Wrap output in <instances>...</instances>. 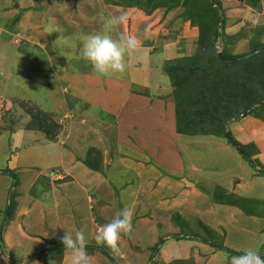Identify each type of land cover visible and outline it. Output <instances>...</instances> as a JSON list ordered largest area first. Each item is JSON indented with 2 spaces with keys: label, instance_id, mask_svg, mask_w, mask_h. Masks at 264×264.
Wrapping results in <instances>:
<instances>
[{
  "label": "rangeland",
  "instance_id": "1",
  "mask_svg": "<svg viewBox=\"0 0 264 264\" xmlns=\"http://www.w3.org/2000/svg\"><path fill=\"white\" fill-rule=\"evenodd\" d=\"M126 1L130 2L131 0ZM219 1L221 7L218 8L219 34L222 29L227 35L239 33L234 42L231 41L227 45L232 55H244L255 50L259 44H264V0H260L261 10L258 9L260 11L252 13L253 16L244 0H230L232 2L229 4L228 0ZM212 4L215 6L214 2ZM125 6V4L113 5L105 0H0V231L8 220L6 211L8 199L12 193L18 192L15 197L16 210L20 204L25 203L22 202L25 195L32 199L42 198V200L45 199L53 204L50 181L57 177L50 175L48 171L44 175H39L35 182L28 186L34 180L32 176L35 169L27 168L24 171L29 164L38 159L42 160V149L37 146L33 149L27 146V143L33 145L36 137H41L42 134L46 135L45 132H47L56 135L54 140H57L58 136L61 140H65L66 135L70 134L72 151L80 152L79 156H83L81 161L87 159L98 167L93 170L84 162L83 164L94 172L102 174L104 172L101 144L95 138L90 140L85 131L75 130L78 123L85 121L84 117L92 118L91 115L89 113L82 115V104L77 103L75 105L77 107H72L74 111L69 116L66 107L70 105L71 101L68 98L74 96L70 91L65 90L66 87L63 88V92L59 89L62 84L64 86L63 79L68 72L71 75L72 73H81L83 70H91L98 74L85 60L79 58L80 49L89 34L108 33L114 39H118L120 36H135L138 47L132 55L127 57L126 69L130 67L132 75L137 78L141 74H144L146 79L151 77L145 74V65L146 67L151 65L152 70H155L154 63L156 62L164 69V63L160 64L163 62L164 47L172 48L175 57L194 54L198 39L197 29L185 21V8L182 0L176 7H159L151 14L142 16H140L141 13L133 12ZM231 9L233 10L231 11ZM121 13H126L127 20L129 22L133 20L134 24L128 29L125 26L126 20L110 29L107 24L108 18ZM220 45L221 38L219 37L216 43L217 50L221 49ZM145 60L147 61L145 62ZM255 64H260L259 68L262 70L253 76L250 75V67ZM200 66L202 67L200 79L196 78L195 82L199 80V91L203 90L201 94L209 95L210 93L216 96L214 92H217L219 97L208 101L211 106L209 110L213 111L216 117L227 120L237 111L238 113L242 112L245 107L255 102H258L259 105L260 101L264 100V51L252 58L230 62H220L213 58L210 63L205 65V70L204 65ZM133 68H137L138 71L133 72ZM112 76L127 78L128 75L125 71L122 75ZM155 79L154 77L153 80L150 79L152 85H154ZM166 81L169 82L168 77ZM187 84L189 86L191 82L187 80ZM135 86L137 85H132V87ZM169 89L172 90L173 96V87ZM216 99H220V101L217 102ZM242 115L239 114L237 118L228 119L223 124L224 129L227 126L230 131H233L235 120ZM98 116L108 122L114 117V115L105 114L103 111L99 112ZM33 117L37 123L44 125L46 131H41L42 134L26 132V125ZM232 119L233 121H231ZM216 120L208 121L205 127L219 128L220 120L217 118ZM196 123L194 122V125ZM97 124L99 126H95V128L107 127V124ZM194 127L199 129L197 124ZM85 142L89 145L86 146ZM111 148L108 150L111 151ZM180 151L181 154L184 151L187 155L186 172L190 170L189 163L191 162L197 167V171L192 172L195 174L193 178H196L198 187L204 193L214 191L217 187H222L229 192L232 180L242 176L241 185L234 193H229H232L236 200L244 201L245 206L251 211L250 215H258L263 218L264 174H260L251 162L237 151L235 146L228 143L223 135L183 136L182 142H180ZM10 168H12L15 177L1 172ZM108 172L112 173L113 170L108 169ZM106 175L105 173L103 176L106 177ZM68 180L70 181V179ZM63 181H67V178ZM113 183H110L111 186H115V184L120 186V183ZM54 184L56 186V183ZM61 192V196L64 198L61 203L71 204L62 211L66 213V217L71 214L73 220L77 221V209L85 211L87 209V195L74 191L72 197V194L65 188H62ZM88 196L93 200L91 205L94 208L96 222L104 225L105 218L96 210L99 197L95 193H89ZM116 200L117 198L108 204L112 215L118 213L114 206ZM72 203H77L78 208L72 209ZM46 204L49 203L46 202ZM27 206H30V203ZM121 207H123V203L120 201L118 208ZM42 215V217L47 216L43 212ZM35 216H37L36 213L33 219ZM45 218L44 221L47 223L48 217ZM68 218L71 219L70 216ZM200 218L204 219L205 217L202 215ZM187 221L189 222L187 229L189 232L206 236L203 229L197 225V221L204 223L201 219L187 217ZM214 233V240L221 241L223 236L218 231H214ZM159 246L160 243L157 248ZM150 250L153 253L152 248ZM156 250L154 252H157ZM40 252L38 251V253ZM6 253L9 258L19 256L9 250ZM110 260L115 264H120L118 259ZM226 262L229 261L226 260ZM153 263L152 260L150 264Z\"/></svg>",
  "mask_w": 264,
  "mask_h": 264
},
{
  "label": "crops",
  "instance_id": "2",
  "mask_svg": "<svg viewBox=\"0 0 264 264\" xmlns=\"http://www.w3.org/2000/svg\"><path fill=\"white\" fill-rule=\"evenodd\" d=\"M229 2L232 1L228 0V4ZM247 8L251 15L261 10L248 5ZM164 50L163 62L160 64L175 58L172 48L164 47ZM154 66L155 70H152L151 65H145V74L151 76L147 79L144 74L138 78L134 77L130 67L126 69L127 78L102 76L91 70L65 74L64 86L62 84L59 89L63 92L66 87L65 90L74 96L68 98L71 101L66 107L68 115H72L71 112L77 107V103L82 104V115H91L92 118L84 117L85 121L78 123L75 130L85 131L90 140L95 138L101 144L104 172H94L83 164L80 152H73L70 148V134L66 135L65 140L58 136L57 140L53 141L40 131L25 129L26 132L42 134L34 139L33 145L27 143V146L32 149L37 146L43 150L42 160L38 159L24 169H35L32 176L34 180L28 186H31L39 175L48 171L50 175H55L57 178L50 181L53 204L42 198L32 199L28 195L22 198L25 203L19 205L13 219L6 222L0 231V264H11V260L13 264H70V254L67 250L61 251L58 260L57 255L52 256L53 251L56 252L52 248L64 246L61 238L65 231L74 235L76 230L84 231L88 246H91L86 250L94 257V264H115L110 260L112 258L118 259L120 264H150L155 258L169 262L190 256L194 264H228L231 262L230 254H243L248 248L258 249L261 256H264V216L262 218L245 214L237 206L216 203L212 199V191L204 193L198 187L196 178H193L195 174L192 173L197 171V167L192 162L189 163L190 170L186 172L188 159L184 151L181 154L180 142L183 136L190 135L177 132L175 103L172 90L169 89L172 88L170 81H166L167 76L161 66L156 62ZM137 71V68H133V72ZM153 77L156 78L154 85L150 83ZM102 111L114 115L115 118H111L110 122L99 118V112ZM97 123L107 124V127H100V130L95 128L99 126ZM233 125L231 131L234 138L241 144L253 143L257 153L252 157L257 158L264 167V122L247 115L236 119ZM85 143L86 146L89 145ZM110 147L111 151L108 150ZM108 169L113 172L109 173ZM9 170L13 171L12 168ZM105 173L106 177L103 176ZM65 178L67 181H63ZM241 179L242 176L238 178L234 190L230 189L229 192H235L241 185ZM114 181L120 183V186L113 183ZM62 188L70 192L72 197L74 191L87 195L86 211L77 209V203H72V209H77L76 218L79 224L73 220L71 214H68L70 219L62 211L71 205L67 202L61 203V200H64L61 196ZM89 193H95L99 197L96 210L105 218L106 223L117 215L111 214L108 205L115 198L118 203H123L119 211L130 209L133 212L131 235L122 237L118 254L111 252L104 245L96 244L95 237L102 225L96 222L91 205L93 200L88 196ZM28 203L30 206H27ZM42 212L47 215L44 217H48L47 223L42 217ZM174 212H178L186 220L187 217L201 219L210 229L223 236L220 242L227 249L217 248L208 240L175 237L180 229L171 220ZM35 213L37 216L33 219ZM263 213L264 211L262 215ZM202 215L204 219L200 218ZM157 243H160V246L157 252L152 253L150 249ZM104 248L107 249L108 255L105 254ZM7 250L19 256L9 258ZM4 256L8 257L7 261Z\"/></svg>",
  "mask_w": 264,
  "mask_h": 264
},
{
  "label": "trees",
  "instance_id": "3",
  "mask_svg": "<svg viewBox=\"0 0 264 264\" xmlns=\"http://www.w3.org/2000/svg\"><path fill=\"white\" fill-rule=\"evenodd\" d=\"M106 2L113 4V5H126L125 7L128 9H131L133 12L141 13L142 15H149L154 10H156L159 7H176L179 4L180 0H131L130 2L126 0H105ZM214 2L215 6L210 3L209 0H182V4L185 8V21L189 22L190 25H192L194 28L197 29L198 39H197V47L192 55L188 56H177L173 59L166 60L164 62V74L167 75L171 86L173 87V98L175 103V118H176V130L177 132H180L185 135H210V134H217V135H223L229 144H232L233 146H238L239 149L238 152L248 161L251 162V164L254 167H258L259 170L257 171L260 174H263L264 167H261L259 164V161L257 158H253L252 156L257 153V149L254 146L253 143L248 144H241L238 142L231 131L228 129V135L224 129L223 124L230 118H237L240 115L242 116H253L255 118H258L264 122V102H262L259 105L258 102H255L254 104L245 107V110L242 112L238 111L235 113V115L230 116L227 120L221 119L220 117H216V115L213 113V111H210L209 103L208 101L214 97H219L216 93V96H213L209 93V95L201 94L203 90L199 91V80L200 74L202 71V67L200 65H205L207 63H210L211 60L217 59L220 62H226L222 61L217 56V49H216V43L218 38H221V55L224 58H234L238 57V55H232L227 47V45L233 41L234 39L238 37L237 33L236 35H227L224 33L223 29L221 30V33L219 34L218 30V19H219V11L218 8L220 7V1L219 0H211ZM245 3H247L248 6L254 7L255 9H260V0H244ZM20 16V15H19ZM18 18V17H17ZM134 22L131 20L126 21L125 26L129 29L131 25H133ZM232 42V43H233ZM264 46V44H259L257 48ZM256 55V54H255ZM254 57V55L250 56V58ZM241 60V59H239ZM237 61V60H236ZM260 67V64H255V66L250 67V75L258 74L260 70H262ZM203 70V72H204ZM264 72V70H263ZM187 80L191 82V84L188 86ZM212 96V97H210ZM217 102L220 101V99H216ZM262 101V100H261ZM256 105V106H254ZM254 106V107H253ZM216 118L219 121V128L216 127H205L206 123L208 121H217ZM37 123L35 121L34 117L32 120L28 121L26 128L27 130H36V131H43L45 132V127L42 124H32ZM194 122H197V126L199 129L195 128L196 124L194 125ZM222 122V123H220ZM46 133V138L49 140H54L56 138V135H51ZM92 150V149H91ZM82 162L85 163L86 166L89 168L96 170L97 167L94 166L89 160L84 159ZM1 172L11 174L15 177V174L13 171L9 169H5ZM18 192L15 194L10 195L9 199V209H8V217L7 222L13 219L15 214V208H16V201L15 197L17 196ZM212 199L216 203L220 204H227V205H233L240 208L245 214L251 213V211L245 206V203L242 199H237L233 197L232 193H229L226 189L222 187H217L214 191L211 193ZM264 214V213H263ZM171 220L173 224L179 227L180 231L175 235L177 238H197L201 241H210L215 245L217 248L221 249H227L223 246L222 242L214 240L215 233L212 229L209 228L206 224L197 221V225L201 227L206 234V236H200L199 234L189 232L188 226L189 222L184 219L178 212H174L172 214ZM56 246V245H55ZM158 244H156L152 251L154 252L157 249ZM91 246L87 245V249H90ZM53 255L56 256L59 260L60 253L63 249H65L64 246H61L59 248H52ZM105 253L107 252V249L104 248ZM231 252V251H230ZM153 264H194L192 256H190L187 259H173L169 262H160L158 259L153 260ZM11 264H13V261L11 260Z\"/></svg>",
  "mask_w": 264,
  "mask_h": 264
},
{
  "label": "clouds",
  "instance_id": "4",
  "mask_svg": "<svg viewBox=\"0 0 264 264\" xmlns=\"http://www.w3.org/2000/svg\"><path fill=\"white\" fill-rule=\"evenodd\" d=\"M128 19L126 13L112 15L108 18L109 28H114ZM138 47L133 35L114 39L108 33L89 34L79 52V58L85 60L94 72L102 76L123 74L126 71V59ZM133 212L123 209L108 223L101 226L95 240L97 245H104L113 253H119V243L123 236H130ZM61 243L70 254V264H94V257L87 252L88 241L83 230L65 231ZM7 261L8 257H3ZM230 264H264V256L258 249H245L243 254L233 255Z\"/></svg>",
  "mask_w": 264,
  "mask_h": 264
},
{
  "label": "water",
  "instance_id": "5",
  "mask_svg": "<svg viewBox=\"0 0 264 264\" xmlns=\"http://www.w3.org/2000/svg\"><path fill=\"white\" fill-rule=\"evenodd\" d=\"M209 1H210V3H212L211 0H209ZM262 51H264V46L259 47V48L255 49V50H253V51H251V52H249V53H246V54L241 55V56H238V57H234V58H224V57H222V55H221V49H218V50H217V56H218L222 61L230 62V61H236V60H239V59L249 58L250 56L255 55V54H258V53H260V52H262ZM262 102H264V100L260 101L259 104H261ZM256 105H258V104H256ZM256 105H254V106H256ZM254 106H253V107H254ZM225 131H226V133H227V135H228V129H227V126L225 127ZM235 147H236L237 149H239L238 146H235ZM238 181H239V180H238L237 178H234V179L232 180V183H231V191L234 190L235 185H236V183H238ZM8 204H9V199H8ZM8 206H9V205H8ZM8 206H7L6 216H7V212H8ZM114 206H115V210H116L117 212H119V208H118L117 200L115 201ZM0 237H1V236H0Z\"/></svg>",
  "mask_w": 264,
  "mask_h": 264
}]
</instances>
